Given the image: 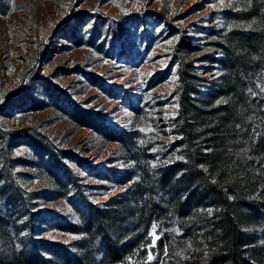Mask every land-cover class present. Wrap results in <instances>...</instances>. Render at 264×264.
<instances>
[{
    "label": "rangeland",
    "instance_id": "374dc122",
    "mask_svg": "<svg viewBox=\"0 0 264 264\" xmlns=\"http://www.w3.org/2000/svg\"><path fill=\"white\" fill-rule=\"evenodd\" d=\"M230 9L231 0H0V130L31 128L64 152L60 164L17 141L6 152L36 213L31 232L15 211L10 234L26 250L52 263L80 253L89 241V206L131 200L132 163L118 142L72 121L74 109L131 133L154 170L182 158L173 122L177 57L185 54L178 40L189 38L187 57L204 80L198 93H209L222 75L219 44L235 24ZM4 159L0 150V165ZM256 197L264 199V187ZM247 233L264 250L262 230ZM151 235L154 246L157 229ZM157 264L171 263L163 255Z\"/></svg>",
    "mask_w": 264,
    "mask_h": 264
},
{
    "label": "trees",
    "instance_id": "16d2710c",
    "mask_svg": "<svg viewBox=\"0 0 264 264\" xmlns=\"http://www.w3.org/2000/svg\"><path fill=\"white\" fill-rule=\"evenodd\" d=\"M227 15L235 24L219 44L222 75L209 82V93H198L204 80L187 57L189 38L178 40L185 54L177 57L173 122L181 159L154 170L148 149L131 133L111 129L90 111L71 113L79 126L120 144L137 180L130 201L89 206L84 251L58 254L52 263L11 236L16 210L31 232L36 213L6 152L17 141L55 164L64 152L31 128L0 130V264H157L163 255L171 264H264V250L247 233L253 226L264 236V199L256 197L264 187V0H231ZM154 228L159 238L151 246ZM150 255L156 260L149 262Z\"/></svg>",
    "mask_w": 264,
    "mask_h": 264
},
{
    "label": "snow or ice",
    "instance_id": "6c2138e0",
    "mask_svg": "<svg viewBox=\"0 0 264 264\" xmlns=\"http://www.w3.org/2000/svg\"><path fill=\"white\" fill-rule=\"evenodd\" d=\"M155 227V226H154Z\"/></svg>",
    "mask_w": 264,
    "mask_h": 264
}]
</instances>
